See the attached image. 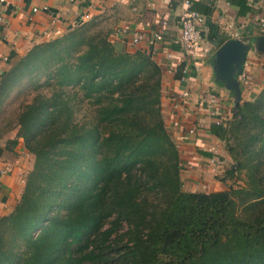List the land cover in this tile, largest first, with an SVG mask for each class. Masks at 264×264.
Masks as SVG:
<instances>
[{"label":"trees","instance_id":"obj_1","mask_svg":"<svg viewBox=\"0 0 264 264\" xmlns=\"http://www.w3.org/2000/svg\"><path fill=\"white\" fill-rule=\"evenodd\" d=\"M207 34L227 39L213 23ZM109 35L101 20L79 23L0 78V112L26 79L29 98L0 135L15 130L12 143L33 156L0 216V264H264V81L213 125L232 159L227 189L188 191L162 115V69Z\"/></svg>","mask_w":264,"mask_h":264},{"label":"crops","instance_id":"obj_2","mask_svg":"<svg viewBox=\"0 0 264 264\" xmlns=\"http://www.w3.org/2000/svg\"><path fill=\"white\" fill-rule=\"evenodd\" d=\"M182 1L0 0V69L5 73L13 59L35 44L60 36L78 25V14L88 11L91 19L101 20L102 25L109 27V39L116 49L128 52L144 49L162 69V115L179 152L183 188L204 192L226 190L227 185L220 176L229 155L212 130L215 126L211 108L204 98L213 93L226 119L235 104L236 94L216 76L214 54L223 42L216 44L207 39L208 24H215L218 35L225 36L226 40L238 39L245 45L243 61L239 68L235 66L234 74L240 99H250L260 91L264 81V27L260 21L264 20V0H246L248 9L244 13H240V7L231 0H190L192 8L206 17L200 51L194 60L187 57L179 43L173 42L180 33ZM34 6L40 9L32 13ZM43 6L47 9H42ZM160 19L167 20L163 40L150 44L148 41L152 40V31L158 30ZM146 22L150 24L145 28ZM141 28L146 32L145 38L134 45L131 39ZM180 62L189 66L183 80L176 78L174 72ZM184 90L188 91L185 98L181 97ZM176 121L178 126L173 127ZM192 127L194 131L190 133ZM15 134L12 130L0 135V216L9 213L17 202L33 163V156L21 138L12 143ZM212 146L217 149L215 156ZM216 156L222 165L211 161ZM6 168V172H2Z\"/></svg>","mask_w":264,"mask_h":264},{"label":"built area","instance_id":"obj_3","mask_svg":"<svg viewBox=\"0 0 264 264\" xmlns=\"http://www.w3.org/2000/svg\"><path fill=\"white\" fill-rule=\"evenodd\" d=\"M249 1V0H247ZM184 5V11L181 14L179 18V24H180V33L177 36L176 39H174V43H179L181 47L186 51L187 57L191 58V60H194V57L199 54L200 46H201V40H202V31L205 24L206 17L192 8V3L190 0H183ZM40 8L37 6L32 7L31 11L32 13H35ZM42 9L46 10L47 7L43 6ZM91 15L88 11L78 14V21L80 23L89 21L91 19ZM261 27H264V20L261 19ZM150 23L146 22L144 27L149 26ZM167 28V20L166 19H160L158 23V30L152 31V40L149 39L148 43L153 44L154 42H161L163 40V33ZM261 28V29H262ZM145 30L144 28L139 29V31L135 32L131 43L137 44L140 39L145 38ZM5 61H7V57L4 58ZM176 68L174 69V72H176ZM189 72V66L188 64H184V66L181 68V78L180 80H183L184 77ZM3 74V71L0 69V78ZM188 96V91L184 90L181 93V97ZM205 102L210 106L211 111L210 114L213 118V123L216 125H220L224 121V116H222L221 108L218 105V99L213 93H208L206 98H204ZM178 126V122L173 123V127ZM194 131V128H190L189 132L192 133ZM211 151L213 152L214 156L217 153V149L212 146ZM212 162H215L214 164L219 165L221 160L216 156L213 159H211ZM221 165V164H220ZM7 168L4 169L2 172H6Z\"/></svg>","mask_w":264,"mask_h":264},{"label":"water","instance_id":"obj_4","mask_svg":"<svg viewBox=\"0 0 264 264\" xmlns=\"http://www.w3.org/2000/svg\"><path fill=\"white\" fill-rule=\"evenodd\" d=\"M244 50L245 45L240 40L228 39L216 50L213 59L217 78L224 82L226 87L235 91V103L240 98V89L234 68L235 66L239 68L242 63Z\"/></svg>","mask_w":264,"mask_h":264},{"label":"rangeland","instance_id":"obj_5","mask_svg":"<svg viewBox=\"0 0 264 264\" xmlns=\"http://www.w3.org/2000/svg\"><path fill=\"white\" fill-rule=\"evenodd\" d=\"M86 22H88V21H86ZM26 86H27V82H26V79H24L19 85H17L10 92L8 98L5 99L3 106H2V110L0 112V129H1L0 132H5L7 130V127H8L7 123L15 118V115H16L17 110L19 108V104H21L22 101H26L27 98H29V96H28L29 92H27L28 88ZM86 107L87 106L83 107V110L81 112L82 115H84L87 112ZM81 114L79 113V115H78L79 118H80ZM11 131H9V132H11ZM231 162H232V159L229 156L228 160L225 159V163H224L225 167L226 166L229 167ZM221 165H222V163H221ZM243 177H244V175L241 173L239 178L237 179V183H240V184L243 183V181H244Z\"/></svg>","mask_w":264,"mask_h":264}]
</instances>
